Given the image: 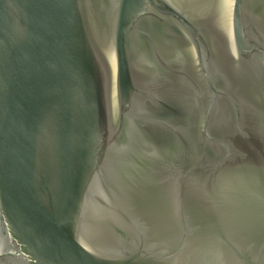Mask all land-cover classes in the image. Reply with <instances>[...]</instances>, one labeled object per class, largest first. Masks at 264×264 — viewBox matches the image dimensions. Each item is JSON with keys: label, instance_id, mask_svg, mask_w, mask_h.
<instances>
[{"label": "water", "instance_id": "1", "mask_svg": "<svg viewBox=\"0 0 264 264\" xmlns=\"http://www.w3.org/2000/svg\"><path fill=\"white\" fill-rule=\"evenodd\" d=\"M0 264H264V0H0Z\"/></svg>", "mask_w": 264, "mask_h": 264}]
</instances>
